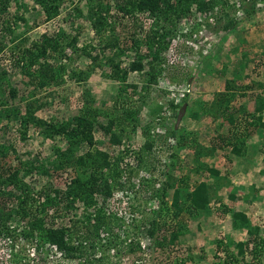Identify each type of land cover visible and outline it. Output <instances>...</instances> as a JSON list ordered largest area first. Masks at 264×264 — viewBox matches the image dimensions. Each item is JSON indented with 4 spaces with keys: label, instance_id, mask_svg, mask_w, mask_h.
<instances>
[{
    "label": "rangeland",
    "instance_id": "1",
    "mask_svg": "<svg viewBox=\"0 0 264 264\" xmlns=\"http://www.w3.org/2000/svg\"><path fill=\"white\" fill-rule=\"evenodd\" d=\"M1 1L6 3V11L0 12V71L4 72L0 110L8 105L18 107L12 114L1 112V140L12 146L21 162L36 159L44 165L42 171L25 175L22 179L25 187L32 194L44 188L53 195V190L65 191L74 176L72 170L54 171L48 167L56 162L57 150L67 146L65 136H45L32 123L23 126L20 115L24 114L25 106L31 102L30 108L38 118L67 123L85 109L84 95L92 99L90 109L101 110L99 122L93 126L92 148L106 151L111 162H118L119 175L115 179L122 181L124 187L114 189L113 195L105 200L97 196V206L103 203L104 214L111 216L105 218L106 223L100 226L98 235L93 234V228L88 232L81 228L78 235L75 233L78 241L74 244L78 248L74 258H67L60 250L35 242L32 237L24 238L21 231L24 222L19 213H14L9 222L13 227L12 235H0V264H234L231 256L236 253V247L226 243L231 238L225 228L228 222L224 215L228 207L235 204L221 203L215 191H211L208 213L196 211L191 217L182 214L179 223L183 233L174 245L164 249L153 247L144 226L159 206L155 193L165 180V173L171 172L176 179L185 176L189 185L205 179L207 164L194 160V151L205 150L204 141L208 146L215 143L227 150V136H235L236 129L246 125L237 120L238 113L230 103L253 100L264 94V0L253 4L250 0H227L226 6L221 1L205 14L197 12L193 6L191 14L178 21L172 18L173 25L170 20H161L158 26L170 27L171 32L166 37H170L167 48L160 51L159 58L152 64L156 72L153 83L147 81L149 65L146 62L140 69L130 68L135 57L134 38L139 52L144 53L148 49V36L156 30L153 19L147 14L123 16L115 11V0H110V22L98 34L88 12L91 6L106 0H63L51 18H47L43 6L35 0ZM44 33L59 35L62 48L48 53L47 59L56 68L60 67V77L57 82L39 86L34 76L27 74L34 72L35 66L30 70L23 67L26 62L19 57ZM114 38L118 39V47H123L124 53L116 54V47L104 48L105 43ZM91 56L99 64L93 63ZM108 57L113 58L121 70L127 69L124 83L110 78L113 66L108 63ZM73 72H83L85 79L71 78ZM10 88L16 90L14 97ZM122 88L125 90L121 91ZM220 92H227V96L220 98ZM184 104L185 114L176 126L178 112ZM192 113L210 117L208 123H202L203 139L191 130L189 123H182L191 118ZM229 114L236 116L233 124L226 119ZM109 118L115 119L112 132L119 134V144H112L104 129ZM208 124L213 125L214 133L205 127ZM206 129L211 130L209 136ZM225 131L230 135L224 136ZM186 134H192L194 141L178 143ZM86 149L88 145L80 143L76 154ZM13 153L2 162L5 168L17 164V160L12 159ZM223 190L225 188L220 192ZM171 192L172 189H168L164 198L168 205ZM221 194L224 198L225 193ZM66 204L63 200L58 208L50 206L40 215L49 219L66 212L56 220L67 226L78 223L80 228L84 222V206L78 202L67 207ZM93 209L95 207H90L87 212ZM35 210L37 206L33 204L31 212ZM83 218L87 220L86 215ZM219 219L225 225L214 223ZM167 221L172 223L173 219L169 217ZM255 221L263 231L264 215L256 216ZM210 238L215 244L212 252L208 244ZM249 250L243 257L236 255L237 264L250 259ZM258 250L262 252L252 262L264 264V247Z\"/></svg>",
    "mask_w": 264,
    "mask_h": 264
},
{
    "label": "trees",
    "instance_id": "2",
    "mask_svg": "<svg viewBox=\"0 0 264 264\" xmlns=\"http://www.w3.org/2000/svg\"><path fill=\"white\" fill-rule=\"evenodd\" d=\"M35 1L43 6V11L47 14V18H51L57 13V8L63 0ZM221 1L223 6L228 5L227 0H115L113 6H116L117 9L115 11L118 13H121L123 16L134 15L136 13L147 14L153 19L152 25L156 26V30L151 31V35L148 36V49L144 53L139 52V44L137 45V40L133 35L131 36V38H134L136 46H133L135 48V57L130 68L140 69L146 62L149 65L147 81L148 83H153L156 80V72L152 64L159 58L160 51L167 48L170 37L169 39L166 37L171 32L170 27L165 29L163 25L158 26V23L161 20H170V24L173 25L172 18H175L178 21L185 15L191 14L193 6L197 12L199 11L205 14L206 12H210L214 6ZM241 1L244 2L245 0ZM255 1L256 0H250L252 4ZM5 5L6 3L1 1V13L6 11ZM110 6V0H106L104 3L103 1H99L96 5L89 8L88 17L93 29L98 34L101 33L100 31L110 22V20L108 21V18L111 17ZM232 6L234 5L232 4ZM18 18L21 21H25L23 17ZM158 34H160L159 38ZM160 38L162 40H159ZM59 39V35H49L44 33L37 42L23 50L19 57L20 60H25L26 62V65H23V67H27V69L30 70L31 67L35 66V71H30V73L27 74H32L39 86L48 85L52 81L57 82L60 77V67L56 68V65L52 64L47 59L48 53H56L62 48ZM114 47L117 49L116 54L124 53L123 47H118L117 38L108 40L104 45V48L106 49ZM87 55L90 54L88 53ZM91 57L94 61L93 63L99 64V61L94 56ZM107 61L113 66L110 72V78L124 83L127 79V69L121 70L118 63L111 57H108ZM82 73L83 72H73L70 77L75 80H84L85 76H83ZM3 74L4 72L0 71V89H2L1 79ZM122 90H125V88H122L121 91ZM9 91L12 97L16 95V90L14 88H10ZM219 95L220 98L225 97L227 96V92H220ZM262 96L264 98V94ZM83 98L86 104L85 109L67 123H53L38 118L30 108L31 102L29 103V106H25L24 114L20 115V120L23 121V126L26 123H32L41 133H44L45 136L51 135L50 137H53L54 134L65 136L67 146L64 149L57 150L56 162L48 166L52 167L54 171L59 169H69L74 172V176L71 178L66 190L63 192L53 190V195H51V193L45 191L44 188L36 192V194L29 192L22 179L28 173L42 171L44 165L36 159H32L28 162H21L15 154V150L12 146L5 144L1 140V135L3 133L1 130L3 127L0 126V235H2V237L12 235L13 227L9 222L14 213H19L21 220L24 222L21 228L24 238L32 237L35 242L42 243L46 246H53L60 250L65 257L74 258L78 248V245L74 244L78 241V236H75V233L78 235V231L81 228H84L85 232H88L89 228H93V234L98 235V229L106 223L105 218L111 216L104 214L103 203H100L101 205L97 206L99 203L97 201V196H103L105 200V198H109L113 195L114 189H123L124 184L122 181L115 179L119 175V171H117L119 170L118 162H111L109 154L106 151L92 148L95 143L92 132L93 126L96 122H99L98 116L100 115L101 110H98V108H95L94 110L90 109L92 99H89L85 95ZM263 98L260 107H257V109H261V107L264 106ZM1 102L4 101L2 100ZM12 106L8 105L5 110H0V114L3 112L4 115V111H8L6 115L18 111L17 106ZM242 110L244 111V109ZM191 115L196 116L197 114L192 113ZM129 116L131 119L130 113ZM226 119L229 124H233L236 120V116L229 114ZM114 123L115 119L109 118L104 129L108 133L109 141H111L112 144H119L121 142L119 134L112 132ZM227 137L229 140H227L225 144L228 146L234 145L232 146V150H236V139H232L230 136ZM180 138L181 139L178 140V143H183L187 140L190 142L194 141L192 134H186L184 137ZM80 143L87 144L88 149L76 154ZM148 147H150V145H148ZM194 152V160L198 161L200 158L199 156L203 154V150H197ZM12 153L14 154L12 159L17 160V164L5 168L2 162L5 159L12 157ZM205 170L213 175L219 174V171L209 166H205ZM165 176V180L162 181L160 187L155 193V196L158 198L159 206L157 210H153L154 216L148 220L144 226L146 228V235H149L153 240V247L160 249H164L169 245H174L182 235L183 230L179 223L182 214H187L188 217H191L196 211L208 213V204L210 202L209 187L206 181L201 180L193 185H189L187 183L188 178L185 176L176 179L172 176L171 172H166ZM112 179L113 184L110 182ZM168 189H172L169 205L164 199ZM229 196L231 198L235 197L234 195ZM63 200H66L67 202L66 207L75 202L81 203L84 206L85 210L82 212V216L84 217V215H86L87 220L82 217L84 222L81 224L80 228L78 223L67 226L63 222L56 220V218L60 219V216L63 217L66 212H62L60 216L57 214L55 216L52 215L49 219H47L46 215H40V213L46 212L47 208L50 206L58 208L59 203ZM33 204L37 206L35 212H31ZM14 207H17L18 210L14 211ZM90 207H95L93 212H87ZM168 216L173 219L172 223L167 221L169 219ZM232 223L234 227L248 228L247 232L249 239L245 242H237L234 244L236 247V253L232 254L231 259L234 264H237L236 255L239 254L243 257L247 250L250 249L248 254L250 259L247 260L248 262L246 261L242 264H253L252 261H254L257 258V255L262 252V250H258V248L261 246L264 247V241L262 238L257 237L259 227L253 226L248 220L246 214L238 210L232 212ZM23 227L25 228L23 229ZM226 243L227 245H232L231 240ZM250 244L252 245L251 248H249ZM131 247L132 246H130V248Z\"/></svg>",
    "mask_w": 264,
    "mask_h": 264
},
{
    "label": "crops",
    "instance_id": "3",
    "mask_svg": "<svg viewBox=\"0 0 264 264\" xmlns=\"http://www.w3.org/2000/svg\"><path fill=\"white\" fill-rule=\"evenodd\" d=\"M223 91L227 90L224 89ZM228 91L231 90L228 89ZM262 95L253 97V100L244 99L241 102L237 100L230 103L238 113L237 120L246 124L245 126L241 125L240 129H236L235 136L231 135L232 138L236 139V150H232L234 145H226L225 147L228 148L224 150L219 145H215V143L208 146L204 141V154L199 158L207 166L219 171L218 175H213L206 171L208 175L205 179H201L208 184L210 198L211 191H215L220 195L221 203L226 205L235 204V206H227L228 210L224 215L228 222V226H225V228L227 233L230 234L229 237L233 244L245 242L249 239L248 228L233 226L232 212L237 210L244 212L253 226L259 227L257 237H264V230L262 231V228L255 221L256 216L264 215V106L261 109H257L262 102ZM209 118L198 114L196 116L191 115V118L189 116V118H186L187 120H182V123H189L192 126L191 130H195L198 137L203 139L202 123H208ZM242 118L246 119L242 120ZM212 121L213 119L209 123ZM205 127L211 129L214 133L213 125L210 126L208 124ZM228 128L230 129V126ZM207 129L205 132L209 136V131L211 130ZM210 134L212 133L210 132ZM226 135H230V133L226 134L225 131L224 136ZM224 188L225 190L221 191L225 193L223 198L220 190ZM229 195H234L235 197L231 198ZM213 197L215 198V196ZM203 220L205 221V219ZM203 223L206 224L205 222ZM214 223H220L222 226L224 224H221L220 219ZM262 239L264 241V238ZM212 241V238H210L208 242V244H211V252L215 249V244H212Z\"/></svg>",
    "mask_w": 264,
    "mask_h": 264
},
{
    "label": "water",
    "instance_id": "4",
    "mask_svg": "<svg viewBox=\"0 0 264 264\" xmlns=\"http://www.w3.org/2000/svg\"><path fill=\"white\" fill-rule=\"evenodd\" d=\"M185 109H186V104H184L180 110L179 113L177 115V119H176V126L178 125V123L180 122L181 118L184 116L185 113Z\"/></svg>",
    "mask_w": 264,
    "mask_h": 264
}]
</instances>
